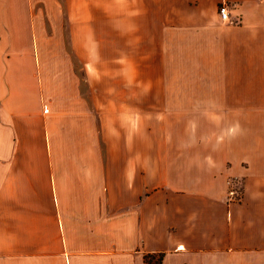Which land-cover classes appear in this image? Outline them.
<instances>
[{
  "label": "crops",
  "instance_id": "1",
  "mask_svg": "<svg viewBox=\"0 0 264 264\" xmlns=\"http://www.w3.org/2000/svg\"><path fill=\"white\" fill-rule=\"evenodd\" d=\"M148 254L264 264V0H0V264Z\"/></svg>",
  "mask_w": 264,
  "mask_h": 264
},
{
  "label": "rangeland",
  "instance_id": "2",
  "mask_svg": "<svg viewBox=\"0 0 264 264\" xmlns=\"http://www.w3.org/2000/svg\"><path fill=\"white\" fill-rule=\"evenodd\" d=\"M53 33V32H52ZM58 33V32H57ZM62 33L63 32H59ZM100 38H106V35L108 34V38L114 39L115 44V50H118L120 54H122L123 50V44L124 42H128L131 45V63H130V72L132 75V83L135 81H138L137 79L133 77H138V74L143 77L144 74V80L141 79L142 82L146 86L154 87L156 86V83L154 81V75L156 73L164 71L163 73H166L168 76H170L171 72L173 71L174 74L177 73V68L179 67V73L181 72V67L185 66L186 64H171V63H159L156 61V58L154 57L155 54V48L153 47L154 43V32H144L146 34V40L141 41L140 35L143 32H123V31H115V32H99ZM54 34V33H53ZM52 34V36H53ZM112 35V36H111ZM64 37V35H63ZM140 42L146 43V59L145 61L139 57V45ZM126 50V49H125ZM117 55V54H116ZM117 59V57H116ZM121 59V58H120ZM81 64L76 63V68L80 67ZM122 63L119 61L115 62V70L118 72L120 69ZM107 64H101L100 63V73L103 71H106ZM81 72V69L79 70ZM152 258H148L150 260L151 264H157V255H152Z\"/></svg>",
  "mask_w": 264,
  "mask_h": 264
},
{
  "label": "built area",
  "instance_id": "3",
  "mask_svg": "<svg viewBox=\"0 0 264 264\" xmlns=\"http://www.w3.org/2000/svg\"><path fill=\"white\" fill-rule=\"evenodd\" d=\"M218 16L220 20L224 22H228V14H227V9L224 4H220L218 6ZM228 184V190H227V200L228 201H234L239 197V190L238 188L233 184L232 180H229L227 182Z\"/></svg>",
  "mask_w": 264,
  "mask_h": 264
},
{
  "label": "trees",
  "instance_id": "4",
  "mask_svg": "<svg viewBox=\"0 0 264 264\" xmlns=\"http://www.w3.org/2000/svg\"><path fill=\"white\" fill-rule=\"evenodd\" d=\"M152 257H153V256H152V255H149V254H148V255H144V256H143L144 263H145V264H151V263H150V260H148V258H152ZM160 258H161V255L158 254V255H157V261H158L157 264H159Z\"/></svg>",
  "mask_w": 264,
  "mask_h": 264
}]
</instances>
